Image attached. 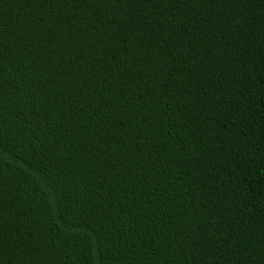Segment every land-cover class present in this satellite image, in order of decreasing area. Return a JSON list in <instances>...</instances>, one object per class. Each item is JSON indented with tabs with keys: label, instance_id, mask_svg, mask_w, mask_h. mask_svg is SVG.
Segmentation results:
<instances>
[{
	"label": "trees",
	"instance_id": "1",
	"mask_svg": "<svg viewBox=\"0 0 264 264\" xmlns=\"http://www.w3.org/2000/svg\"><path fill=\"white\" fill-rule=\"evenodd\" d=\"M0 264H264V0H0Z\"/></svg>",
	"mask_w": 264,
	"mask_h": 264
}]
</instances>
